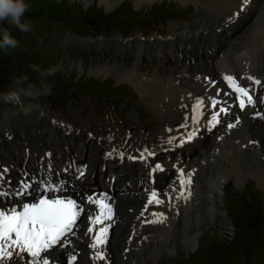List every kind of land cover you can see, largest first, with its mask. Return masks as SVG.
I'll use <instances>...</instances> for the list:
<instances>
[{
  "label": "bare ground",
  "instance_id": "bare-ground-1",
  "mask_svg": "<svg viewBox=\"0 0 264 264\" xmlns=\"http://www.w3.org/2000/svg\"><path fill=\"white\" fill-rule=\"evenodd\" d=\"M80 1L84 6L98 1L97 4L108 11L126 0ZM155 1L164 0H128L126 3L142 9L145 6L150 7ZM165 1L177 4L180 9L187 6L193 8L190 22L175 18L168 20V23L163 21L169 26L168 32L161 36L167 37L166 40H159L161 37L154 35L152 38L143 36L133 38L132 42H124L117 36L118 38L113 41L125 54L123 62H113L109 59L92 60L87 69L82 58L65 56V61L72 63L74 71H87L96 77L114 73L118 82L130 83L136 94L153 107V110L165 107V115L160 114L162 116L172 115L171 108L181 97L200 95L203 90L207 92L215 90L219 82L220 69L255 66L264 70V0H249L247 4H244L243 0ZM107 39L101 37V41H104L103 46L110 42ZM71 40L75 41L74 38ZM125 45L133 46L132 51H127ZM205 47H214V54L208 55L203 50ZM181 54H187L188 58L179 61ZM105 56L102 54V59ZM206 77L216 83L214 85L206 83ZM215 93H218L217 90ZM243 120L245 123L235 132L234 139L227 141L220 152V139L215 132L205 138L204 146L199 147L198 152L193 150L178 172L164 177V185L158 189L157 194V199L161 203H149L146 190L128 189L123 193L111 194L115 225L106 245L108 263L102 261L94 264H140L146 263V259L155 262L158 257H170L177 253L179 241L183 250L193 251L199 241L200 227L214 217L223 215L221 198L225 192L224 185L229 179L238 187L243 184V174L253 173L254 182L246 178V186L240 195L245 196L244 193L249 189L248 185L252 183L260 189L256 190V193H264V127L259 132L257 130L260 129L255 125L258 120L248 117H244ZM258 122L264 126L263 122ZM249 123H254L251 124L253 130L246 131ZM61 126L55 127L54 135L57 141L63 140L64 144H67L69 139L63 135L65 129ZM248 134L255 138H249L248 141ZM36 136L35 132L34 137ZM71 136L72 134L69 135ZM252 143H258V146L254 147ZM8 158L10 159V156ZM19 159L20 154L13 158L14 161ZM28 159L20 167L30 165L32 158ZM3 160L10 163L7 158ZM189 171L194 174L193 183L187 189L188 195L185 196L179 193L181 185L178 184V180ZM22 200L25 199L21 197L16 201ZM12 202H15L14 199ZM228 202L231 203V198ZM250 202L241 203L245 210ZM143 206H147V210L142 216L137 217ZM92 209L93 201H90L86 204L83 225L72 243L68 247L50 251L44 255L45 258L53 257L60 264H93L87 248L88 238L96 229L93 226L91 233L87 231L90 224L88 215ZM152 209L163 213L164 217L159 221L155 220V223H144L153 217L149 215ZM22 255L26 260H31L26 253ZM73 256L76 257L75 260H72ZM8 264H13V261L10 260ZM15 264H25V260H16Z\"/></svg>",
  "mask_w": 264,
  "mask_h": 264
},
{
  "label": "rangeland",
  "instance_id": "rangeland-1",
  "mask_svg": "<svg viewBox=\"0 0 264 264\" xmlns=\"http://www.w3.org/2000/svg\"><path fill=\"white\" fill-rule=\"evenodd\" d=\"M127 1L122 4L118 3L112 10L106 11L97 4L98 1L84 6L80 0H25L28 8L22 21L29 22L27 15L35 20L31 31L21 32L11 23L10 19L0 21V28H7L12 36L19 41L15 49L0 48V92L6 91L10 87L14 75L27 74L31 80H37V73L31 69L34 64L41 69H47L62 62V70L48 78L52 85V94L45 97L47 100L49 99V112H63L68 115H64L66 118L72 117L74 121L77 119L79 121L82 117L96 116L94 112L92 113L95 105L114 103L117 107L123 108V117L126 116L124 111L129 108L133 109L138 106L141 109H146L147 107L144 106L151 107L136 94L130 83L127 81L118 82L114 73L96 77L87 71L76 72L71 66L72 63L65 61L64 58L65 56L82 58L83 65H86L87 69L92 60L109 59L120 63L125 59V54L114 42L119 35L132 39L140 38L141 35L150 37L154 32L155 35H165L168 31L159 33V31H164L162 24L165 25V23L163 21L168 23V20L175 18L190 22L193 15L192 6L180 9L177 4H171L165 0V2L155 1L150 7L145 6L142 9L126 3ZM101 37L108 38L110 43L103 46L104 41H101ZM70 38H74L75 41ZM87 39L89 40L86 41ZM99 39L100 41H97ZM126 45L127 51H132V47L136 46V44H133L132 47ZM210 48L213 47H205L203 50L207 52V49ZM102 54L107 57L102 59ZM183 58L184 54H181L180 59ZM210 93H215V90L213 89ZM45 98L44 100H46ZM95 98L98 99L97 102H94ZM40 99L37 101L39 102ZM151 108L153 109V107ZM161 114L165 115L164 112ZM241 120L239 119L230 124V127H223L216 132L220 139L219 152L227 141L234 139L235 132L245 123L243 118ZM257 123L259 124L258 121ZM257 123L255 122V125L260 129L257 131L261 132L264 126ZM251 124L254 123H249V126L247 124L246 131L253 130ZM12 125L16 126V123H12ZM10 130H18L25 135V129ZM226 132L228 133L226 134ZM29 136L34 137L35 133L34 135L27 134L26 141ZM247 136L248 141L249 138H255L251 137V134ZM66 137L69 136L66 135ZM2 138L0 135V160L4 161L3 158H7L11 162L8 156L2 153L1 145L4 144L3 141L5 142ZM261 143L263 146V141ZM252 145L256 147L258 143H252ZM242 177V186L237 187L231 179L224 185L223 191L225 192L224 195L222 193L221 198L223 210L221 217L224 220L221 217H214L213 220L202 225L200 236L198 235V244L193 251L183 250L179 241L177 253L170 257H158L155 262L146 259V263L141 262L140 264H147V262L148 264H264V193H256V190L260 189L252 183L248 185L249 189L244 193L245 196H241L240 193L246 186V178L254 182L255 175L247 173ZM229 198H231V203L228 202ZM245 202H250L247 204L246 210L241 204Z\"/></svg>",
  "mask_w": 264,
  "mask_h": 264
},
{
  "label": "snow or ice",
  "instance_id": "snow-or-ice-1",
  "mask_svg": "<svg viewBox=\"0 0 264 264\" xmlns=\"http://www.w3.org/2000/svg\"><path fill=\"white\" fill-rule=\"evenodd\" d=\"M249 0H243L247 4ZM225 80L238 93L239 106L244 109L247 105H254L256 101L247 87L241 85L236 77L226 76ZM255 84L264 87L261 81L256 80ZM264 102V101H262ZM211 106L217 107L220 103L216 99H211ZM203 105V101H197L196 108L199 109ZM227 109L222 107L219 112H224ZM219 113L212 116L213 121L218 120ZM195 133H189L188 139H191ZM143 156V154H142ZM159 165L156 166L159 169ZM7 171L6 169L4 170ZM182 183H190L188 181H181ZM4 193H0V198ZM152 199L149 203H161L157 199V193H151ZM92 198L89 197V200ZM100 207L101 215H97L93 220V224L100 223L104 218L111 219V207L105 204L103 200L95 201ZM0 207H3L0 204ZM23 211L11 209L10 211H0V264H8L11 260L15 264L16 260H25V264H49L47 258L41 255L53 245L62 243L61 238L65 237L67 233L72 232L76 225L77 219L80 216L81 209L78 208L76 202L72 199H48L42 198L35 203L22 204ZM105 210L107 214L104 215ZM89 233L93 231L92 227L87 229ZM107 228H101L99 234L96 235L92 248L105 243V236ZM14 234V238H13ZM26 253L31 257L28 261L25 256ZM97 259H104L99 252L96 253ZM76 257L73 256L72 260Z\"/></svg>",
  "mask_w": 264,
  "mask_h": 264
},
{
  "label": "clouds",
  "instance_id": "clouds-1",
  "mask_svg": "<svg viewBox=\"0 0 264 264\" xmlns=\"http://www.w3.org/2000/svg\"><path fill=\"white\" fill-rule=\"evenodd\" d=\"M28 4L25 0H0V21L9 20L21 32H29L32 30L30 22L22 21ZM19 41L14 38L7 28H0V48L15 49ZM63 63L55 64L47 69H41L38 65H32L31 69L37 73L38 79L33 81L27 74L14 75L10 87L0 92V99L8 104H21V98L37 101L42 97L52 94V85L49 77L56 75L62 70ZM32 107V105H28Z\"/></svg>",
  "mask_w": 264,
  "mask_h": 264
}]
</instances>
